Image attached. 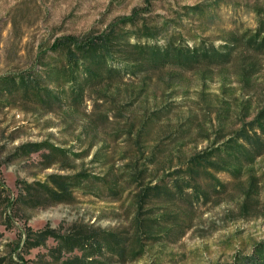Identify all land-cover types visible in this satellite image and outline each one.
<instances>
[{
    "label": "trees",
    "instance_id": "trees-1",
    "mask_svg": "<svg viewBox=\"0 0 264 264\" xmlns=\"http://www.w3.org/2000/svg\"><path fill=\"white\" fill-rule=\"evenodd\" d=\"M152 2L144 0L142 6L108 24L99 34L80 39L65 35L55 39L48 49L55 57L41 63L40 69L0 76V111L22 108L44 115L58 112L64 103L77 111L91 102L99 109L92 120L96 128L114 122L111 134L121 137L119 142L125 143L119 149L123 163L118 165V172L112 165L108 166L111 155L100 146L93 152L91 162L95 167L105 168L101 173L82 170L72 174L49 173L45 181H23L14 199L8 197V189L0 177V223L9 228L13 216L20 213L26 227L19 239L2 244L0 264H27L23 254L45 246L49 238L55 242L48 252L56 264L131 263L148 251H155L157 246L178 241L190 230L188 217L192 216L194 206L210 201L213 195L225 189L215 173L238 177L246 165L264 153V97L261 93L264 84L259 87L251 80L264 71L262 13L257 12L253 30L247 28L240 34L232 31L220 48L212 43L175 45L173 39L177 33L168 35L172 21L188 19L200 25L206 21L211 23L220 17L217 9L224 1L204 0L183 5L172 21L164 19L156 23L139 19ZM160 35L170 36L162 47L157 41ZM229 66L237 68L241 96L226 95L229 86L220 83L223 96L217 95L216 102L205 101L202 105L210 122H201L196 129V133H202L207 125L214 127L203 133L207 147L186 153V137L194 134L195 129L193 116L174 126L166 118L175 110V103L152 108L142 102L149 81L169 69L177 71L169 75V82H176L178 72L200 73ZM126 77L139 79L138 86H122ZM121 87L127 93L123 99L119 98ZM134 106L139 108L137 113L133 111ZM160 133L166 134L154 142L153 138ZM90 135L81 131L70 145L53 142L48 137L23 142L13 147L5 160L29 159L31 154L38 153L40 170L54 166L60 171L73 170L75 161L86 158L95 146ZM15 138L11 137V141ZM164 138L168 141L165 147ZM161 165L173 169L159 176ZM201 178L206 183L204 187ZM75 191L111 200L127 194L130 198L123 209L126 224L102 229L93 223L77 221L64 231L54 227L33 230L27 226L30 209L70 203ZM68 253L70 257H65ZM253 255L256 258L249 264H264V242L255 246Z\"/></svg>",
    "mask_w": 264,
    "mask_h": 264
},
{
    "label": "rangeland",
    "instance_id": "rangeland-1",
    "mask_svg": "<svg viewBox=\"0 0 264 264\" xmlns=\"http://www.w3.org/2000/svg\"><path fill=\"white\" fill-rule=\"evenodd\" d=\"M143 1L0 0V76L23 74L34 68L40 69L41 63L55 57L48 50L55 39L65 35H73L80 39L85 35L99 34L108 24L142 6ZM199 1L204 0H153L139 19L156 23L164 19L169 21L181 6ZM221 1L224 2L217 9L220 17L211 23L206 21L200 25L188 19L171 20L168 35L177 33L173 44L194 46L199 43H212L220 48L227 40L228 34L233 32L240 34L247 28L253 30L257 24L258 11L262 13L260 17L264 18V0ZM233 3H237V6ZM168 35H160L157 38L159 46L168 43L170 39ZM173 72L177 71L169 69L168 72L153 77L149 81L142 102L152 108L156 105L162 107L166 103H175V110L166 118L174 126L183 123L188 116H193L194 134L187 136L184 144L185 152L190 153L194 149L207 147L208 143L203 133L214 127L207 125L202 133H196V129L199 123L210 122L202 105L205 101L216 102L217 95L223 96L220 83L229 86L225 91L226 95L241 96L237 68L229 66L223 70L216 68L200 73L178 72L177 81L169 82V75ZM251 80L254 85L261 87L264 84V71L254 75ZM138 83L139 79L130 77L121 82L122 86L135 87ZM261 89L264 97V86ZM124 95L127 96L126 90L121 87L119 98L123 99ZM21 109L0 111V177L8 189L9 198L17 197L23 181H45L49 173L72 174L79 170L86 173L103 172L105 168L103 170L95 167L91 162L93 152L100 146L111 155L108 166L112 165L114 171H119L117 167L123 163L119 149L125 143L119 142L121 137L117 138L111 134L114 122L110 121L108 124H102L101 128H96L92 120L94 112L99 109H95L91 102L77 111L64 103L58 112L44 115L33 109ZM133 111L137 113L139 108L134 106ZM81 131L91 134L95 146L86 158L75 161L73 170L60 171L56 166L40 170L37 164L40 159L38 153L31 154L29 159L5 160L6 155L17 144L40 141L48 137L53 142L70 145ZM165 134L160 133L153 138L154 142L160 141L159 138ZM11 137L16 138L11 141ZM167 144L168 141L164 138L163 147ZM161 161L162 159L159 160ZM172 169L169 165H161L158 175L165 176V171ZM215 175L223 182L225 189L213 195L210 201H203L194 206L192 216L188 217L190 230L178 241L157 246L154 248L155 251H148L144 256L127 264H249L256 258L253 255L254 248L264 242V153L246 165L238 177L225 172H218ZM200 183L202 187L206 186L202 178ZM73 196L74 200L70 203L30 209L28 213L31 214V218L27 226L33 230L54 227L64 231L77 221L93 223L102 229L126 224L127 216L123 209L127 207L130 198L127 194H123L118 200L82 191L73 192ZM23 223L20 213L13 216L9 228L0 223V247L4 243L19 239V235L26 229ZM54 245L55 242L49 238L45 246L32 248L23 254L24 259L27 260V264H56L48 252ZM70 255L65 254V257Z\"/></svg>",
    "mask_w": 264,
    "mask_h": 264
}]
</instances>
